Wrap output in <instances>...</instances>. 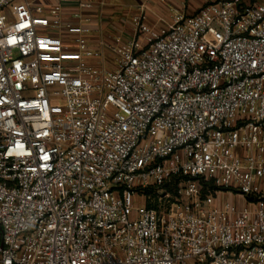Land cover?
I'll return each instance as SVG.
<instances>
[{"label": "built area", "instance_id": "obj_1", "mask_svg": "<svg viewBox=\"0 0 264 264\" xmlns=\"http://www.w3.org/2000/svg\"><path fill=\"white\" fill-rule=\"evenodd\" d=\"M205 1L94 43L0 0V264H264V0Z\"/></svg>", "mask_w": 264, "mask_h": 264}, {"label": "crops", "instance_id": "obj_2", "mask_svg": "<svg viewBox=\"0 0 264 264\" xmlns=\"http://www.w3.org/2000/svg\"><path fill=\"white\" fill-rule=\"evenodd\" d=\"M35 9L46 13L59 0H24ZM80 3H91L93 9L81 11ZM206 4L205 0H65L63 16L71 20L81 13L89 22L83 21L89 31L91 42H97L108 34L121 33L125 36L132 17L144 13L148 23L157 30L166 29L175 15L193 16ZM78 23L77 21H75Z\"/></svg>", "mask_w": 264, "mask_h": 264}, {"label": "trees", "instance_id": "obj_3", "mask_svg": "<svg viewBox=\"0 0 264 264\" xmlns=\"http://www.w3.org/2000/svg\"><path fill=\"white\" fill-rule=\"evenodd\" d=\"M204 192L207 193V192H213L215 190V187L211 184V183H208V184H205V188H204ZM147 194H151V193H147Z\"/></svg>", "mask_w": 264, "mask_h": 264}]
</instances>
